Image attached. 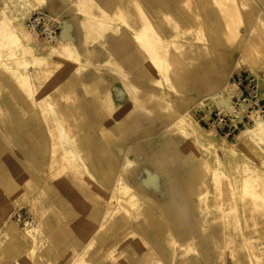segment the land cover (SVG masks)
<instances>
[{"label": "rangeland", "instance_id": "374dc122", "mask_svg": "<svg viewBox=\"0 0 264 264\" xmlns=\"http://www.w3.org/2000/svg\"><path fill=\"white\" fill-rule=\"evenodd\" d=\"M3 1L0 264H264V132L239 146L240 134L227 140L204 129L237 146L250 164L244 172L234 171L238 158L227 170L211 169L201 147L184 145L175 128L161 135L175 117L194 121V98L219 91L232 75H258L264 92V0H49L43 8L65 22L64 41L77 43L81 57L32 64L25 79L5 9L23 7L24 31L42 1ZM101 6L113 24L91 29L86 14ZM143 24L151 40L135 39ZM84 37L99 52L91 61ZM155 54L170 66L167 82ZM112 58L136 85L131 97L110 74ZM108 96L117 106L130 99V108L111 112ZM258 125L264 120L247 128ZM159 137L173 143L155 152ZM127 154L134 164L117 200Z\"/></svg>", "mask_w": 264, "mask_h": 264}, {"label": "bare ground", "instance_id": "6f19581e", "mask_svg": "<svg viewBox=\"0 0 264 264\" xmlns=\"http://www.w3.org/2000/svg\"><path fill=\"white\" fill-rule=\"evenodd\" d=\"M7 1L4 0L3 3ZM20 1V0H19ZM41 8L47 6V4L49 3V0H41ZM28 2L30 4H34V1L32 0H28ZM22 3V2H21ZM88 3V2H87ZM26 4V3H25ZM79 3H77V6L80 7V5H78ZM84 5H86V0H84L83 2ZM7 6V5H5ZM12 6V5H11ZM33 7V6H32ZM85 7V6H83ZM9 8V7H8ZM12 8V7H10ZM40 8V7H39ZM92 8V7H90ZM31 9V8H30ZM96 9V8H94ZM2 10V9H1ZM0 10V11H1ZM40 10V9H38ZM83 10V9H82ZM85 10V9H84ZM5 11L9 14L10 18L13 20L12 25H10V27L12 26V32L14 35V41H16V46L13 50V54L18 55L19 57H24L22 60L23 63H25V65L27 67L23 68L22 70L18 69V74H19V78L23 77L24 79L28 76L27 73H29V68L30 66L33 65H40L42 62H45L47 60H54L57 61L56 63H60L61 60L64 59H70L73 61H78V59L81 57V53L77 50V48L72 45L71 43H64V44H60L59 48H47L44 45H58L59 43H61L60 41L57 42V44H47V43H40L39 41H37L36 39L30 37L28 35V33L26 32L25 28H24V23L25 20L23 21V28L24 31L22 30V11H23V7H13L12 9H5ZM2 12V11H1ZM4 12V11H3ZM85 13V12H84ZM4 15V14H3ZM7 16V17H9ZM53 16V15H52ZM109 16V10L107 8H105L104 6L98 7L95 11L94 10H89L86 14V17L88 19V22L90 24V28L91 29H95L96 27H100L101 25L103 26H109L112 25L113 23L109 20L108 18ZM113 16V15H112ZM54 17V16H53ZM83 15L82 18L79 20L80 22L83 21ZM164 19V18H163ZM160 20V19H159ZM164 24L163 20H160V25H162V22ZM167 22V19H166ZM9 23V22H8ZM83 23V22H82ZM86 23V22H85ZM84 23V24H85ZM169 23V22H168ZM151 25V28L153 27V31L156 32L158 31V28L153 25L152 22L148 23V26ZM166 25V24H165ZM164 25V27H166ZM169 25V24H168ZM84 26V25H83ZM86 27V26H85ZM147 29V24H144V34L140 37L139 40L144 39V38H148L151 40V38L153 37L152 33L148 34ZM87 30V29H86ZM98 34V33H97ZM154 34V33H153ZM27 35V36H26ZM99 36V35H98ZM155 37V35H154ZM85 38V37H84ZM83 38V39H84ZM92 40L93 38L90 39H86L83 40L84 43L91 45L92 44ZM13 41V40H12ZM97 42V41H96ZM14 44V42H13ZM41 45V46H40ZM43 45V46H42ZM250 55V54H249ZM85 56V55H84ZM2 59L3 58H7L8 54H6L5 56H1ZM15 57V56H14ZM155 57L157 58L156 61H153V63L157 66L160 67V69L162 70L161 73L163 72H168L169 71V64H165L163 63V61L159 60L158 58H160L158 56V54H155ZM248 57V56H247ZM11 59V58H10ZM83 59V58H82ZM87 59V56H86ZM252 59V58H250ZM249 59V60H250ZM4 60V59H3ZM8 60V59H7ZM253 60V59H252ZM7 62V61H6ZM250 62V61H249ZM5 63V62H4ZM77 63V62H76ZM75 63V64H76ZM18 64L20 65V61L18 62ZM43 64V63H42ZM45 64V63H44ZM54 64V63H53ZM153 64V65H154ZM16 65V63H15ZM91 66H93L95 68L96 71L100 72L102 71L101 69H99L96 66H94L93 64L90 63ZM154 65V66H155ZM164 65L165 69H164ZM114 71H116V68L114 69ZM78 72V71H77ZM17 75V74H15ZM30 75V74H29ZM31 76V75H30ZM33 76V75H32ZM18 78V80H19ZM121 78V77H120ZM123 78V77H122ZM36 79V78H35ZM22 80V79H21ZM127 80V79H125ZM167 82V80H165ZM21 82V81H20ZM24 82V80H23ZM27 82V81H26ZM28 83V82H27ZM129 83V82H128ZM20 85V84H19ZM128 85V84H127ZM132 85V84H131ZM29 86V85H28ZM130 86V85H129ZM25 87V86H23ZM30 87V86H29ZM128 87V86H127ZM29 89V88H28ZM128 89V94L129 97L132 96L130 90L134 89V87L131 88V86ZM135 90V89H134ZM28 91V90H27ZM30 91V90H29ZM138 92V91H137ZM37 93V92H36ZM173 93V92H172ZM134 94V91H133ZM175 94V93H174ZM173 94V95H174ZM136 95V94H135ZM32 98V97H30ZM134 98V97H133ZM175 101V106L178 108L179 107V103L180 100L178 99V97H174ZM172 101V102H173ZM137 103V101H135V104ZM134 104V103H133ZM138 104V103H137ZM174 105V104H173ZM134 106V105H133ZM137 106V105H136ZM112 108V107H111ZM135 108V107H134ZM258 120H264V119H258ZM195 121V120H194ZM193 121V119L188 116V115H180L179 117H176L175 119V123L169 128L166 129L163 132V135L167 134L168 132H170L171 128H175L180 135H182L185 139L194 141L196 144H198L201 149L203 150V155L205 156V158L208 160V167H210L211 169H226L228 168V165L230 166V162L234 161L236 158L240 159L239 161V166H236V168L234 169V171H239V172H244L245 169H247V167L250 165L248 162L247 158H244V160L241 157V153L239 151V149L237 148L236 145L231 144L230 142H221L218 138H216L215 136L205 132V130L203 128H201L200 126H198L197 124H195V122ZM256 121V120H255ZM62 123V122H61ZM60 123V124H61ZM197 123V122H196ZM65 125V124H64ZM260 125V124H259ZM255 129H249L247 127V129H242L237 135V145L239 146H244L246 145V143H248V141L250 142L251 140H254L257 138L258 134H260L261 130V126H259ZM64 127V126H63ZM168 128V127H167ZM212 132V131H211ZM61 135L65 134L63 132V130H60ZM214 133V132H213ZM236 135V136H237ZM64 136V135H63ZM68 136V135H67ZM70 137V136H69ZM68 137V138H69ZM67 138V139H68ZM166 141V140H165ZM264 147V145H263ZM232 158H234V160H232ZM221 160H224V162H222ZM257 166H254V168L256 170L259 171V169L256 168ZM121 169V168H120ZM127 167L123 166V170H126ZM232 170V169H231ZM238 172V173H239ZM237 173V172H236ZM235 174V173H234ZM245 178V177H244ZM218 179V178H217ZM245 181V180H244ZM123 191L126 192L127 189H125L123 187L122 189ZM128 192H130L128 190ZM253 192V191H252ZM123 194H118L117 195V199H120L119 197L122 196ZM129 198H132V194H127ZM126 196V195H125ZM122 198V197H121ZM124 198V196H123ZM133 200V199H132ZM135 200V199H134ZM133 200V201H134ZM139 200V199H137ZM136 200V201H137ZM132 207V206H131Z\"/></svg>", "mask_w": 264, "mask_h": 264}, {"label": "built area", "instance_id": "2783aa9c", "mask_svg": "<svg viewBox=\"0 0 264 264\" xmlns=\"http://www.w3.org/2000/svg\"><path fill=\"white\" fill-rule=\"evenodd\" d=\"M28 35L40 43L64 40L65 22L46 10H36L25 20ZM203 129L231 140L255 120L264 119V92L256 74L241 72L217 93L195 99L189 110Z\"/></svg>", "mask_w": 264, "mask_h": 264}, {"label": "crops", "instance_id": "0c3cea01", "mask_svg": "<svg viewBox=\"0 0 264 264\" xmlns=\"http://www.w3.org/2000/svg\"><path fill=\"white\" fill-rule=\"evenodd\" d=\"M96 1V0H95ZM217 4H218V0H217ZM44 10H46L47 12H48V10L46 9V8H43ZM52 10V9H51ZM54 10V9H53ZM52 10V11H53ZM114 12H115V10H114ZM49 13V12H48ZM117 13L115 12V15H116ZM159 15V14H158ZM162 18H165V19H167V14H163L162 13ZM158 25L160 26V24L158 23ZM158 25H156L155 24V26L159 29V26ZM228 24H227V29H228ZM67 29H65V33H64V40L65 39H67V31H66ZM233 32L235 33V32H238V34L240 35V32H239V30H238V28H236V29H234L233 30ZM144 34V24L139 28V32L137 31L135 34H134V37H135V39H137L138 41H139V39H140V37L142 36ZM238 35V36H239ZM239 38V37H238ZM63 40V41H64ZM61 41L62 43H71L72 45H74L76 48H77V50L79 51V49H78V44L77 43H74V42H70V41ZM81 47H82V49H83V51L84 52H90V61L91 60H93V59H95V58H97L98 57V55H99V52H98V50H96V49H94V47H92L91 45H89V44H85L84 43V41H82L81 42ZM80 52V51H79ZM91 52H93V53H91ZM81 53V52H80ZM92 54H94V55H92ZM92 55V56H91ZM113 59V58H112ZM113 61H114V65H115V68H116V71H108L107 70V72H110V74L112 75V76H114V77H116V76H119V77H121L120 79H121V81L122 82H124L125 83V85L126 86H128L127 88H129L130 86H131V88L132 87H136V85L135 84H133L132 82H131V80L129 79V76L123 71V69H122V67L120 66V65H118V62L117 61H115L114 59H113ZM107 62V61H106ZM105 62V63H106ZM92 63V62H91ZM55 64V63H54ZM57 64V63H56ZM93 64V63H92ZM98 65H100V66H103L101 63L99 64V62L97 63ZM94 66H96V65H94ZM106 69H108V68H106ZM164 69H165V65H164ZM96 71V70H95ZM169 72V71H168ZM168 72L163 76V78H164V81L165 80H167V81H169V74H168ZM96 74L98 75V77L100 76L99 74V72L98 71H96ZM168 74V75H167ZM233 76V75H232ZM231 76V77H232ZM123 77V78H122ZM231 77L228 79V81H227V83L230 81V79H231ZM125 79H127V80H125ZM95 83L97 82V79H95V81H94ZM129 82V83H128ZM94 83V87H97L98 86V82L95 84ZM226 83V84H227ZM128 84V85H127ZM132 84V85H131ZM225 84V85H226ZM130 85V86H129ZM224 85V86H225ZM223 86V87H224ZM222 87V88H223ZM214 88V87H213ZM221 88V89H222ZM220 89V90H221ZM122 90V89H121ZM219 90V91H220ZM127 91H128V89H127ZM123 92H124V90H123ZM218 92V91H217ZM217 92H214V93H217ZM214 93H209V94H206V95H203V96H197V97H195L194 98V100L195 99H198V98H202V97H205V96H208V95H211V94H214ZM107 95H109L108 94V92L106 93ZM123 96H126V93L124 92L123 93ZM109 100H110V102L112 103V111L111 112H113V111H118V110H128V108H130V106H128V104H130V99H129V102H128V104L126 105V104H124V105H115L114 103H113V101L111 100V98H109V96L107 97ZM176 118V117H175ZM175 123V122H174ZM173 122L171 123V125H169V126H167L162 132H161V135H163V132L166 130V129H169L173 124H174ZM261 130L264 132V127L263 128H261ZM60 133V132H59ZM61 134V133H60ZM160 138V137H159ZM182 138H183V142H184V145H187V142L188 143H192V144H194V145H198V144H196L194 141H191V140H188V139H185L183 136H182ZM166 140V141H165ZM173 140L172 139H170V138H160V140H159V142H158V146H157V148H156V150H155V152L156 151H164L169 145H171L173 142H172ZM199 146V145H198ZM200 147V146H199ZM240 151V150H239ZM241 153V152H240ZM243 156H244V154H242ZM200 156L202 157H204L205 158V156L203 155V153H201L200 154ZM245 158V157H244ZM248 159V158H247ZM205 160L208 162V160L205 158ZM221 161H223V160H221ZM224 162V161H223ZM126 163H129V167H128V169H126V170H123V166H124V164H126ZM134 164V161L132 160V158H130L129 157V155L127 154V155H125L124 156V158H123V162L120 164V166H119V170H120V173H119V175H118V177L116 178V180H115V182H114V186H113V189L117 192V194L114 196L115 198L117 197V195H118V193L120 192V190H122L123 189V187L125 188V189H127V186L125 185V183H124V176H127L128 175V173L130 172V170H131V167H132V165ZM121 168V169H120ZM121 195V194H120ZM118 200V199H117Z\"/></svg>", "mask_w": 264, "mask_h": 264}]
</instances>
